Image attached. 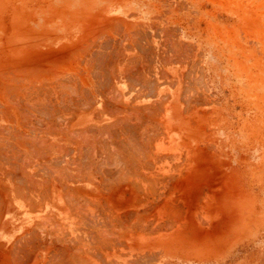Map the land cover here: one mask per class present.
I'll return each mask as SVG.
<instances>
[{
    "label": "rangeland",
    "instance_id": "374dc122",
    "mask_svg": "<svg viewBox=\"0 0 264 264\" xmlns=\"http://www.w3.org/2000/svg\"><path fill=\"white\" fill-rule=\"evenodd\" d=\"M141 19L150 21L143 23ZM131 58L136 60L133 65L132 60L128 63ZM84 61L90 62L87 69L92 73L87 90L90 99L95 85L96 91L106 95L112 94L114 88L126 94L132 92L127 84L122 86L119 82L124 64H128L129 70L138 72L134 85L142 98L137 104L151 103L158 114H162L161 107L178 104L177 114L186 120L187 131L176 126L173 115L169 112L166 116L164 110L162 116H155L159 123L154 125L152 143L147 149L155 153L161 149V142L171 146L166 136L170 130L169 134L177 140L171 130L176 126L185 136L183 144L173 145L181 152L172 161L158 160L159 165H189L194 163L193 155H199L201 164L215 169L219 180L217 198L206 199L202 204H216L221 214L214 220L205 214L204 224L200 230L195 229L192 237L199 238L208 249L209 261L245 264L253 258L247 257L253 251V264H264L256 256L264 237L262 220L257 214L254 223L248 225L247 221L255 201L264 199V0H0V88H6L4 98L7 92L15 100L14 94L7 91L10 84L13 90L19 85L23 91L28 85L26 93L32 87L29 95L35 99L57 90L60 82L70 86L73 82L80 87ZM109 62L114 75L120 72L117 80L111 81L107 76L111 74L108 68L103 70ZM99 71L106 84L102 78L97 79ZM14 78L17 83L12 85ZM20 89L15 93L22 104L28 94ZM132 93L129 97L133 100L136 93ZM95 94L101 104L103 97ZM50 97L54 98L47 96ZM156 104H161L157 105L161 110ZM230 174L233 181L228 180ZM226 213H230L228 217ZM232 254L236 258L231 262Z\"/></svg>",
    "mask_w": 264,
    "mask_h": 264
},
{
    "label": "bare ground",
    "instance_id": "6f19581e",
    "mask_svg": "<svg viewBox=\"0 0 264 264\" xmlns=\"http://www.w3.org/2000/svg\"><path fill=\"white\" fill-rule=\"evenodd\" d=\"M133 59L128 63L132 60L131 65L135 64ZM84 62L80 87L60 82L57 90L46 94L53 95L50 98L56 103L40 93L32 98V87L26 93L28 85L23 91L18 88L19 81L14 90L11 84L5 85L15 100L9 92L4 98L6 88H0V264H188L196 260L199 264H218L222 260L209 261L208 249L199 238L192 237L204 224L205 214L213 220L221 214L216 204H202L217 198L215 169L201 164L199 155H193L194 163L189 165L171 167L157 162L172 161L180 151L173 145L184 143L185 136L178 129L187 131L188 127L177 114L178 104L165 109L164 102H160L163 107L156 104L163 108L157 106L162 112L159 114L162 116L165 110L168 116L170 112L180 128H170L178 136L176 140L167 127L166 139L170 138L172 149L161 142V149L154 153L147 148L152 143L154 125L159 123L155 119L159 111L151 103L137 104L142 98L135 90L134 75L138 72L129 70L130 63L124 64L118 80L135 91L133 100L129 97L132 92L126 94L116 88L109 95L96 91L93 80L94 96L90 99L87 90L92 73L87 66L93 61ZM103 68L111 72L107 74L111 81L120 77V72L114 75L110 62ZM98 76L95 78L105 82L102 72ZM16 78L12 85L17 83ZM19 89L31 99L26 96V101L19 103ZM95 91L103 97L102 105ZM174 99L177 102L179 96ZM228 180H234L232 174ZM263 200H256L254 209L248 212V225L255 222L257 214L262 215ZM249 253L247 257L254 258L255 253ZM256 256L264 262V237ZM235 258L232 254L229 259L232 262ZM253 258L245 264H253Z\"/></svg>",
    "mask_w": 264,
    "mask_h": 264
},
{
    "label": "crops",
    "instance_id": "0c3cea01",
    "mask_svg": "<svg viewBox=\"0 0 264 264\" xmlns=\"http://www.w3.org/2000/svg\"><path fill=\"white\" fill-rule=\"evenodd\" d=\"M146 2H147V0H146ZM141 21L143 22V23H149V21L150 20H147V19H145V20H143V19H141ZM201 78L199 79L200 80V82H201V85H202V83H203V76L201 75L200 76ZM205 88V87H204ZM206 90V89H205ZM264 158V157H263ZM249 165H251V164H249ZM251 167V166H250ZM263 202H264V200H263ZM259 218L262 220V224H263V226H264V204H263V209H262V215L261 216H259ZM254 223V222H253Z\"/></svg>",
    "mask_w": 264,
    "mask_h": 264
}]
</instances>
